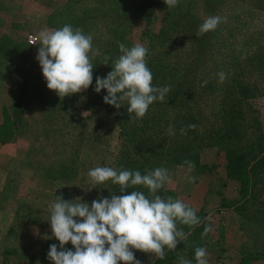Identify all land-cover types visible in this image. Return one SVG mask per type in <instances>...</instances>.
<instances>
[{"label":"trees","instance_id":"trees-1","mask_svg":"<svg viewBox=\"0 0 264 264\" xmlns=\"http://www.w3.org/2000/svg\"><path fill=\"white\" fill-rule=\"evenodd\" d=\"M258 1L257 5L264 8V0ZM131 5L138 27L117 33L102 55L92 59L93 84L86 91L61 100L55 91L47 88L44 79L38 89L29 92L28 84L34 76L28 73L27 66L20 69L18 75H13L17 89L13 95V108L10 109L6 102L3 106L0 141L9 142L29 134L37 122L42 126H34L40 130L33 132L36 140L25 145L18 157L21 167L5 169L1 180L0 204L3 202L12 213L5 233L9 240L1 250L5 264L8 260L52 264L47 259L50 245L56 244L59 250V241L53 234L46 238H27L26 241L21 238L26 230L20 229L21 222L27 226L35 222L43 226L50 224L51 204L27 199L22 185L24 170H32L39 184H54L52 203L57 196H62L66 201L79 197L91 204L98 198L110 199L112 194L121 193L119 186L110 180L92 184L88 176L90 169L112 167L118 172L140 171L144 175L161 167L168 170L171 179L177 164L188 165L186 161H191L195 165L191 173L196 175L199 170H216L221 165L202 160L206 146H216L224 153L221 166L227 181L238 182V195L223 199L214 213L191 206L200 223L187 226L177 222V228L185 232L186 239L175 251L165 247L164 259L138 250H135V257L146 259L145 264H180L181 258L196 264L197 247L206 248L208 255L213 251L208 237L214 231L215 217L226 207L241 214L247 232L236 264H252L264 259V240L258 243L257 234L260 229L264 230V28L250 35L245 46H229V35L223 28L197 37L202 21L191 10L188 1L179 0L171 9L164 0H133ZM82 13L84 20L93 17L91 12L82 10ZM180 29L182 33L183 30L192 31L190 38H194L193 49L197 54L192 63L173 56L175 41L171 40L173 33ZM119 43L129 48L135 44L146 47V62L153 75V86L170 87L164 101L154 102L145 117L135 122L130 120L127 102H122L121 108L117 109L104 102L106 89L100 93L94 90L96 77L106 78L113 70V61L121 55ZM25 44L14 41L4 52L11 59H17L23 54ZM166 52L172 54V59ZM227 52L233 54L229 60L222 55ZM105 56L110 57L108 65L103 64ZM198 64L202 65L204 76L197 71ZM32 65L42 70L36 58ZM221 71L227 74L223 83H219L217 75ZM4 73L8 75L5 68ZM80 100L84 102L82 107H78ZM205 119L209 121L208 125L203 123ZM109 123L113 125L110 127ZM190 124H195L196 128L182 134L181 129ZM170 125L174 127L175 135L168 134ZM134 190L149 196L148 189L143 186L129 188L124 194ZM157 195L178 199V192L170 185V180ZM209 215L211 221L207 220ZM207 226L212 230L202 236ZM65 247L74 251L70 242ZM225 249L222 247L216 255L219 257Z\"/></svg>","mask_w":264,"mask_h":264},{"label":"clouds","instance_id":"clouds-1","mask_svg":"<svg viewBox=\"0 0 264 264\" xmlns=\"http://www.w3.org/2000/svg\"><path fill=\"white\" fill-rule=\"evenodd\" d=\"M168 8H174L179 0H164ZM227 18L223 19L226 22ZM222 22L220 16H209L198 28L197 37L217 29ZM38 41V43H37ZM32 45H39L38 60L47 88L53 90L63 100L74 94L86 91L93 84L94 65L91 62L99 53L93 48L92 35L84 34L81 28L64 25L60 29L41 30L36 37L30 38ZM121 55L113 61V70L106 78L96 77L95 92L107 90L103 97L106 104L119 109L122 102H127L130 120L143 119L157 100L163 102L170 87H154L153 75L147 67L148 49L141 44L131 48L119 43ZM110 57L105 56L104 65ZM219 83L226 80L227 74L219 72ZM205 85L207 81L204 82ZM195 124L182 128L195 129ZM175 135L173 126L167 130ZM189 170L195 165L186 161ZM88 176L92 184H104L111 181L119 186L120 195L112 194L111 198L101 197L91 204L82 198L66 201L62 196L49 205L50 225L53 237L59 241L50 245L47 259L52 264H141L134 251L138 250L165 258V247L175 251L177 245L186 239L183 230L177 228V222L187 226L200 223L196 210L179 199L162 198L157 195L170 177L168 170L157 167L142 175L140 171L120 170L112 167H95ZM195 177H189L194 182ZM143 186L149 196L142 191L134 190L124 194L127 189ZM212 220L211 215L207 217ZM212 229L205 227L203 235ZM74 251L67 249L68 243ZM207 250L204 247L195 249L196 264H209ZM180 264H191L181 258Z\"/></svg>","mask_w":264,"mask_h":264},{"label":"rangeland","instance_id":"rangeland-1","mask_svg":"<svg viewBox=\"0 0 264 264\" xmlns=\"http://www.w3.org/2000/svg\"><path fill=\"white\" fill-rule=\"evenodd\" d=\"M133 0H0V6L3 8L0 16V30H15L13 33L14 40L24 42L30 33L38 34L41 30L60 29L64 25H71L74 29L81 28L86 35H92L93 48L98 50L101 56L108 43L115 40V35L120 31L132 30L138 27L137 20L132 11ZM191 4V10L198 16L202 23L209 16H220L222 22L218 29H226L229 35L228 45L245 46L250 35L264 28V8H260L258 0H182ZM6 5V6H5ZM82 10L91 12L92 18L83 19ZM226 22H223L224 18ZM14 20L13 23L11 20ZM13 23V24H12ZM19 24V25H18ZM260 31V30H259ZM192 31L181 29L173 33L175 41L173 47V56L177 59L192 63L193 58L197 56L194 38H190ZM13 38V37H12ZM217 39V38H216ZM221 39V38H220ZM28 43V41H27ZM38 43V42H37ZM10 45L9 39L0 40V51H5ZM39 45H25L24 56L17 59L6 60L0 63V120H3L4 103L13 108V95L17 89L14 74L26 66L30 71L28 73L33 77L28 84V91L38 89L40 83L45 80L40 67L33 66V59L38 55ZM236 48V47H235ZM23 52V53H24ZM168 58L172 59V54L166 52ZM227 60L233 57L229 52L223 53ZM195 56V57H194ZM196 63V62H193ZM202 65L198 64L197 71L204 76L201 69ZM5 70L7 74H2ZM21 69V70H20ZM198 74L201 78L202 76ZM44 79V80H42ZM47 84V83H45ZM84 102L78 101V107H82ZM205 125L209 124L207 119ZM110 127L113 124H110ZM34 126L41 127L42 123L37 122ZM34 128L35 133L40 132ZM34 130L27 135L15 137L9 142L0 141V184L5 169H15L21 167L18 157L20 156L25 145L35 141ZM44 142V139H42ZM224 153L219 151L216 146H206L202 151V160L204 162L218 163L224 162ZM19 165V166H18ZM219 165L216 170L208 168L199 170L196 175L192 174L186 164H177L172 170L170 185L178 192V199L184 203L196 208H204L206 211L214 213L223 199L234 198L238 195V182L227 181L223 167ZM189 177H195L194 182H189ZM23 188L27 199L34 202L43 203L53 201L54 184L41 182L32 170L23 171ZM73 187L69 190H72ZM81 192V191H80ZM22 193V192H21ZM19 194V193H18ZM11 209L5 207L4 203L0 204V264H5L1 250L7 244L5 236L7 228L11 223ZM212 217V216H211ZM243 217L234 208H223L220 214L215 217L214 231L209 235L213 251L208 255L209 264H236L239 248L247 240V232L243 228ZM25 233L21 238L26 241L27 238L39 236H50L52 234L51 225L43 226L39 222L27 226L22 222L19 225ZM259 242L264 240V230L257 232ZM251 240V238H248ZM222 247L226 249L218 257L216 254L221 252ZM134 254H135V250ZM137 259V258H136ZM146 259L139 260L145 264ZM23 264L18 261L8 260L7 264ZM123 264V262H121ZM252 264H264V259L253 261Z\"/></svg>","mask_w":264,"mask_h":264},{"label":"crops","instance_id":"crops-1","mask_svg":"<svg viewBox=\"0 0 264 264\" xmlns=\"http://www.w3.org/2000/svg\"><path fill=\"white\" fill-rule=\"evenodd\" d=\"M6 6V5H5ZM1 11H3V8H1V6H0V16H1ZM13 23L15 22L13 19L11 20ZM12 23V24H13ZM19 25V24H18ZM0 27H1V25H0ZM12 28H13V26H12ZM12 28H11V30H9L8 29V31L7 30H0V40L1 39H9L10 40V46L13 44V42L14 41H16L17 42V40H14V35H13V33H15V30L13 29L12 30ZM13 37V38H12ZM27 39V38H26ZM20 42V41H19ZM24 42H26V44L25 45H28V43H27V40H25ZM24 52V51H23ZM26 53L24 52L22 55L24 56ZM8 61V60H10L11 59V57H9V54L6 52H4V51H0V63H4V62H6V60ZM0 122H1V120H0Z\"/></svg>","mask_w":264,"mask_h":264},{"label":"built area","instance_id":"built-area-1","mask_svg":"<svg viewBox=\"0 0 264 264\" xmlns=\"http://www.w3.org/2000/svg\"><path fill=\"white\" fill-rule=\"evenodd\" d=\"M37 34H33V33H30L29 36L27 37V41L29 44H31L29 41H30V38H34L36 37ZM38 42V41H37ZM32 45V44H31Z\"/></svg>","mask_w":264,"mask_h":264}]
</instances>
